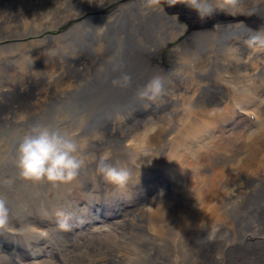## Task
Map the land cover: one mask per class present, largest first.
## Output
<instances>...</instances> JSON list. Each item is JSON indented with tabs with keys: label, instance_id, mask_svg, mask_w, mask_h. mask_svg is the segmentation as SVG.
<instances>
[{
	"label": "bare ground",
	"instance_id": "1",
	"mask_svg": "<svg viewBox=\"0 0 264 264\" xmlns=\"http://www.w3.org/2000/svg\"><path fill=\"white\" fill-rule=\"evenodd\" d=\"M112 1L0 0V197L10 210L5 229L11 225L25 231L27 227L21 239L30 253L18 254L11 226L8 233L14 235L9 238H3L0 229V264H158L160 259L163 264H264V0H242L238 6L243 15L255 17V26L241 22L246 20L243 16L236 24L210 18L198 26L180 16L196 34L179 46H172V41L183 36L184 25L147 5L136 14L133 9L123 11L120 5L105 21L85 19L62 37L44 36L67 18H81L93 9V3L103 7ZM133 20L139 40L129 33ZM232 36L241 39L240 43L235 44ZM246 36L255 38L254 45L262 42L260 48L244 45ZM63 38L67 40L55 42ZM66 42L70 43L61 47ZM39 44L48 47L35 54L26 51ZM165 48L172 58L170 66L152 64V57ZM16 51L21 60H8ZM213 51L218 63L209 58ZM117 64L121 70L113 71ZM226 65L243 72L242 87L250 91L238 90L242 93L238 95L234 90L233 97L222 94L215 78L227 74ZM221 66H225L223 73L212 72ZM122 73L131 76L127 88L112 84ZM152 75L164 78L169 99L138 97L142 81ZM192 76L196 81L188 86L186 80ZM60 96L67 98L71 111L68 106L66 114L76 115L74 122L56 120L54 104ZM253 112L255 122L249 118ZM212 116L223 122L221 135L211 133L215 120L207 123L206 118ZM226 122L239 131L228 130ZM36 123L59 126L77 139H88L85 154H81L85 167L76 180L57 185L46 182L47 188L39 189L41 183L15 176L25 188L13 185L14 177L8 176L18 172L3 166L12 163L13 146ZM242 124L254 127L243 129ZM120 137L133 139L132 145L136 140L144 144V151L135 152L130 144L123 145L125 151L117 149ZM99 139L107 146L104 153L92 148L99 145ZM105 153L110 163L129 170L131 182L118 187L98 174L97 162ZM147 163L166 169L170 186L165 183L142 193L139 182L149 173L141 168ZM88 181L97 185H88ZM118 193L131 197L136 205L123 219L114 215L101 220L90 215L89 205L82 206L83 199L92 205L96 198L101 204H113ZM137 194L142 196L136 200ZM63 209L79 211L72 210V214ZM58 216L70 218V226L60 228L57 221L62 218ZM71 224L76 226L73 230ZM112 225L130 231L136 242L113 230L94 235ZM37 237L40 242L65 244L68 251L56 252L57 260L36 262L35 249L47 248ZM146 242L151 245L145 247Z\"/></svg>",
	"mask_w": 264,
	"mask_h": 264
},
{
	"label": "rangeland",
	"instance_id": "2",
	"mask_svg": "<svg viewBox=\"0 0 264 264\" xmlns=\"http://www.w3.org/2000/svg\"><path fill=\"white\" fill-rule=\"evenodd\" d=\"M121 1H125V2H121ZM168 2V0H159V3L158 4H152V3H150L149 2V0H147V1H144V0H114V1H112L111 3H109V4H107V5H105V6H103V7H97V4L95 3H93V5H92V7H93V9L92 10H88V11H85L84 13H83V15L81 16V18H67L66 20H65V22L62 24H60V26L59 27H56V28H49L45 33H44V36H46V35H53V36H56L55 38H59V37H62L67 31H68V29L69 28H71V27H73V26H75V25H78L80 22H84V20L85 19H89L91 22H97V21H101V20H103V21H105L108 17H110L112 14H113V12H114V10L116 9H118V7L120 6V5H122L121 7L122 8H124L123 9V11H128V12H130L129 10L130 9H133V12L136 14V12L139 10V9H141L142 7L144 8V5H147L146 7H149V6H152L154 9H157V8H159L160 9V11L162 12V14L163 15H165V16H167V17H173V18H175L176 20L175 21H177L180 25H184V27H185V34L183 33L182 35V37H179L177 40H174V41H172V46H179V45H182V43L184 44L185 42H186V40H188L190 37H193V35L194 34H196L193 30L191 31L190 30V27H189V25L188 24H186L184 21H181L180 20V16H182L185 20H189L190 21V24H192L193 26H198V25H203V24H205V23H207L208 21H209V19H206V20H200V19H198L197 17H196V15H195V13L194 12H192V11H190L184 4H182V3H176L175 5H170L169 4V2H168V4H166ZM163 3H165V4H163ZM128 5H131V6H133V7H125V6H128ZM182 6H184V7H182ZM237 8H238V10H237ZM235 9V10H234ZM241 8H239V7H236V8H233V9H231V11H232V13L233 14H228L227 12H219V13H217V14H215V15H213L211 18H212V20L215 22H222V23H224V24H226L227 23V25H230V24H236L238 21H239V19L240 18H242V16L246 19L245 21H241V22H245V23H247L248 25H250L251 24V26H255L256 25V19H255V17L253 16V15H243V11L244 10H240ZM174 12V11H176L175 13H171V12ZM238 11V12H237ZM235 12H237V13H235ZM235 13V14H234ZM237 14V15H236ZM160 22H162V21H159L158 22V24L160 23ZM133 23H134V20H133ZM163 23V22H162ZM134 25H135V23L134 24H131V25H129L130 26V30H129V33L135 38V40H139V36H138V34H137V32L135 31V27H134ZM197 31V30H196ZM255 36H253V38H254ZM28 38H32V37H28ZM247 38V39H246ZM249 38V36H246L244 39H243V41H242V43L244 44V45H250L251 46V48H260V44L262 43V42H264V41H262V42H260L258 45H254V39H252V40H249L248 39ZM231 40H233L234 41V43L235 44H238V43H240V41H241V39H235L233 36L230 38ZM65 40H67V38H63V39H56L55 40V42H60L61 43V41H65ZM98 40H99V37H98ZM246 40H248V42L246 41ZM54 42V41H53ZM67 43H70V42H66V43H64V44H62V46L61 47H63V45H65V44H67ZM74 44H76V41H74ZM51 45V44H50ZM49 45V46H50ZM256 46H258V47H256ZM45 47H48V46H46L45 44H43V45H35V46H32V47H30L28 50H26L27 52L29 51V52H31V53H33V54H35L37 51H40V49H43V48H45ZM263 49H264V47H262ZM31 50V51H30ZM168 50V51H167ZM83 52V51H82ZM164 54V57H165V59H163L162 58V56L160 55V54ZM212 56H209V58H211L210 60H211V62L212 61H214L215 63H218L219 61H218V58H217V54L213 51L212 52V54H211ZM20 56V57H19ZM8 58V60H15V59H17V60H15V61H20L21 60V54H20V52H18V51H16V52H13V53H11V54H9L8 56H7ZM172 57H173V55H172ZM216 58V59H215ZM215 59V60H214ZM172 60V58H171V55H170V52H169V48H165V49H161L160 50V53H159V55H154L153 57H152V64L155 62L156 64H160V65H164L163 67H169L170 66V64H171V61ZM217 60V61H216ZM169 61H171V62H169ZM27 62V61H26ZM229 64V63H228ZM230 66H232V65H228V67H227V65H226V67H227V70L226 69H224L225 70V73H227L226 75L225 74H218L217 75V77L215 78L216 80H217V82H216V80H215V83H216V85L215 86H217V88L219 89V90H221V91H223L222 92V94H224V96L226 97V94H227V96H231V97H233V94L235 93V92H233L234 90L237 92V94L239 95V93H241V92H239V91H246V90H248V91H250V89L248 88L247 89V87H242V83L241 82H243V72H242V74L241 73H239L238 71H236L235 69H231V67ZM222 67V66H221ZM229 67H230V69H229ZM223 68H225V66L224 67H222V68H215L216 70H214V71H212L213 73L215 72V71H217V69H218V71H222V73H223ZM231 71V72H230ZM234 72V73H233ZM240 75H239V74ZM232 74V75H231ZM235 74V75H234ZM238 74V75H237ZM222 75H223V77H222ZM242 75V76H241ZM154 75H152V76H150V78H152ZM227 76L228 78H227V80L229 81L230 80V82H228V81H226V79H225V77ZM233 76V77H232ZM221 77V78H220ZM239 77V78H238ZM218 78V79H217ZM220 78V79H219ZM237 78V79H236ZM240 78H242V79H240ZM191 78H188L187 80H189V81H187L186 80V83H187V85L188 86H190V84H192V83H194L196 80H195V78H194V76H192V79L190 80ZM212 79H214V77L212 78ZM223 79V80H222ZM232 79H233V82H232ZM150 80V79H149ZM234 80H236V81H234ZM147 81L148 80H144V81H142L143 83L141 84V86L143 87V85L145 84V83H147ZM191 81V82H190ZM220 81V82H219ZM239 81V82H238ZM190 82V83H189ZM222 83V84H221ZM217 84H219V85H217ZM230 84H231V86H230ZM235 84H237V85H235ZM239 84V85H238ZM233 85H235V86H233ZM228 86V87H227ZM229 87H232V89L231 88H229ZM221 88V89H220ZM229 88V89H228ZM254 88V87H253ZM231 89V90H230ZM245 89V90H244ZM225 90V91H224ZM239 90V91H238ZM226 92V93H225ZM239 92V93H238ZM242 94V93H241ZM163 96H164V98H167V99H169V94L168 93H164L163 94ZM58 97H56V101H55V108H54V116H55V118H56V120L57 121H60V122H74L75 120L73 119V117H75L76 115H70V114H66V109H67V107L69 106V110L71 111V109H70V104L67 102V98L65 97V96H60V98L58 99ZM231 107V108H230ZM229 107V110L231 111V109L233 108L232 107V105ZM53 112V111H52ZM140 112H141V114L142 115H144L145 113H144V111L143 110H141L140 109ZM121 114H123V113H121ZM253 114V116H254V112L252 113ZM255 117V116H254ZM250 118V117H249ZM206 120H207V123H209V122H211L212 120H215V117H211L209 120H208V118H206ZM250 120H253L252 118H250ZM222 121L220 120V119H216L215 121H214V123L213 124H210L211 125V127H212V130H211V133H213L214 135H221V133H222V129L224 128V127H222L223 126V122L221 123ZM255 122V121H254ZM228 122H226L225 124L226 125H228V126H226L225 124V126H226V128L228 129V130H230L231 128V130H235L236 128L238 129V127L234 124V125H229V124H227ZM214 125V126H213ZM243 125V124H242ZM253 125V124H252ZM247 126L246 127V124L245 125H243V129H245L244 127H246V128H248V129H250V128H252V127H254V125L253 126ZM221 128V129H220ZM221 130V131H220ZM238 131H239V129H238ZM101 139H103V138H101ZM101 139H99L98 140V142H96V143H99V145L98 146H96V147H94V146H92V148H94L93 150H97L99 153H104L105 151H107V146H105L103 143H100L101 142ZM104 139H106V138H104ZM79 141H80V143H81V145H82V153L81 154H85V145L88 143V139L87 138H82V139H78ZM120 141H121V143H120ZM130 142V143H129ZM134 143V140L132 139H128V137L127 138H123V137H120L119 138V142H117V144H121V145H119V147L117 148V149H120V150H122V151H125L124 150V148H123V145H124V147L126 146V145H128V144H130L131 146H132V150H135V152H138L139 151V149H143V151H144V144H141L140 142H138L137 140L135 141V144L136 143H138V144H134V145H132L131 143ZM16 144H17V142H16ZM16 144L13 146V147H16ZM142 145H143V147H142ZM140 147V148H139ZM116 149V150H117ZM138 149V150H137ZM142 150L140 151V152H143ZM139 153V152H138ZM201 157V156H200ZM11 159H12V157H11ZM191 162H194V160L193 161H191ZM10 164V163H9ZM6 165V167H4L3 166V169H7V170H9V171H11V170H16V168L14 167V165H12L13 163H11L10 165ZM13 166V167H12ZM152 167V168H150V167ZM9 167V168H8ZM156 167V168H155ZM145 168V169H144ZM144 168H141V170L143 169L144 170V172H146V170H147V172L149 173L148 174V176L146 177V178H144V179H142L139 183H137V184H139V185H141L138 189H140L141 191H142V193L144 192V193H147L150 189H153L155 186H159V183L160 182H164V183H166V185L167 186H170V184H171V175H170V173L166 170V169H164V168H162L161 166L159 167V165H157V164H154V163H147V165H146V167L144 166ZM148 168L150 169V170H148ZM160 168V169H159ZM11 169V170H10ZM161 169H163L162 171L164 172V173H162L161 172ZM142 170V171H143ZM160 171V173H158V174H156V176H152V175H150V173H155V172H157V171ZM17 171V170H16ZM155 171V172H154ZM166 172V173H165ZM162 173V174H161ZM169 173V174H168ZM169 175V176H168ZM3 176V175H2ZM15 176H19V174L18 175H14V173L12 172L11 174H10V176H8V177H14V183H13V185L15 186V185H18V186H21V187H23V188H25L24 186H22V185H20L19 184V180L17 179V178H15ZM161 176V177H160ZM165 176V177H164ZM0 177H1V175H0ZM162 178V179H161ZM169 178V179H168ZM178 178V177H177ZM178 179H181V178H178ZM8 180H9V178H8ZM17 180V181H16ZM76 180V179H75ZM174 181V180H173ZM129 182H131V181H129ZM88 185H90L91 184V186L93 185V186H96L97 185V183H91V181H88ZM44 184H46V182H41V184H40V188L39 189H45V188H47V186H45ZM47 184H50V183H47ZM145 184V185H144ZM142 186H144V189H143V187ZM42 187V188H41ZM146 187V188H145ZM148 187V188H147ZM149 189V190H148ZM97 191H96V194H98L97 192H98V188L96 189ZM73 193V195H74V191L72 192ZM78 194H77V197L78 196H80V194H81V192H77ZM81 195H83V194H81ZM118 195V198H116V202L115 203H113V204H108V203H100L99 202V199H95V201L93 202V204L91 205V203H89L87 200H84L83 199V203H82V206L83 207H85V205L86 206H88L89 205V208H87V210H88V212L90 213V215L91 216H93V217H96V218H99V219H101V220H103L104 218H106V219H110L111 218V216H114L115 215V217L114 218H117V220H119V218L121 219H123V217H124V215L125 214H127V213H129L130 211H129V209H134L135 208V204L134 203H132L131 202V197H129L128 198V196L127 195H124V194H122V193H118L117 194ZM127 196V197H126ZM141 196H142V194H137L136 196H134V198L137 200V199H139V198H141ZM82 196H80V198H81ZM79 198V199H80ZM130 199V200H129ZM69 200H71V198L69 199ZM98 201V202H97ZM126 201V202H125ZM86 203V204H85ZM95 203V204H94ZM91 205V206H90ZM98 206V207H97ZM123 207V208H122ZM127 207H129V208H127ZM126 209V210H125ZM64 211H70V213H74V212H78L79 210H75V209H63ZM72 210H74V212L72 211ZM87 210H85V211H87ZM125 210V211H124ZM131 210V211H132ZM85 212H83L82 214H84ZM72 214H70V215H72ZM75 214V213H74ZM118 216V217H117ZM58 217H60V218H62V219H60V220H58L57 222H59V223H61V222H64V221H66L67 222V224L70 226V224L68 223V220L70 219V218H65V217H67V216H58ZM78 219H77V215L75 216V218H74V221L76 222ZM153 222H151V223H149L150 224V229H153V224H152ZM80 224H81V222L79 221L78 222V227L80 226ZM8 225V224H7ZM57 225V224H56ZM58 225H60V224H58ZM10 226L11 225H9V228H10ZM113 226V225H112ZM110 226V227H108V228H101V229H99V230H96L95 232H94V235H97V233L99 234H107V232H110L111 233V231H112V233H115V235H119V233L121 232H124L125 234H127V235H129L130 236V239H131V241H133V242H136V240H137V238L135 237V236H133V235H131L130 234V231H124V230H119V229H116L118 226ZM8 227V226H7ZM16 226H11V228H13L12 230L14 231V234H15V241H17V243H16V250H18V254H20V255H22V257H24L26 254H30L29 253V251H28V253H27V247H26V243L23 241V239H21V237L23 236V235H27V232H28V230H27V227L24 229L25 231H23V228H18V230L15 228ZM76 226L74 225V224H71V229L73 230L74 228H75ZM114 227H116V228H114ZM5 229V228H2V230H1V232L3 233V231H4V233L2 234L3 235V238H7L8 236L10 237V235L12 234V235H14L13 233H8L9 231H10V229ZM61 228V227H60ZM21 229H22V231H21ZM64 229V228H63ZM17 230V231H16ZM27 230V231H26ZM72 230H70V231H72ZM106 230V231H105ZM109 230V231H108ZM6 231V232H5ZM104 231V233H102ZM118 231V232H117ZM135 233V232H134ZM29 234H30V232H29ZM11 235V236H12ZM21 235V236H20ZM6 236V237H5ZM20 236V237H19ZM8 237V238H9ZM18 237V238H17ZM37 239H38V243L40 242L39 241V238L37 237ZM24 243H25V246H23L24 245ZM38 243L36 244L37 246L36 247H38ZM40 243H44L43 241H41ZM28 244V243H27ZM44 244H46L47 245V248H49L50 246H52L53 245V247H50L49 248V250H50V253L49 252H47V248H42L41 246H39V247H41V249H35V253L37 254H35V261L36 262H39V261H43V260H45V259H47V260H50V258H51V260H57V258H56V252H59V253H66L67 251H68V248L65 246V244H63V246H58L59 244H62V243H53V242H51L50 240H48V242H46V243H44ZM51 244V245H50ZM67 245V244H66ZM148 245V246H147ZM151 244H150V242H146V244L144 243V246L146 247H149ZM12 246V245H11ZM68 246V245H67ZM56 247V248H55ZM12 248H13V246H12ZM60 248V249H59ZM64 252H63V251ZM65 250H66V252H65ZM81 250H83L82 248H81ZM38 251H39V253H38ZM85 251H87V249L86 250H84L82 253H84ZM26 252V253H25ZM54 252V253H53ZM88 252V251H87ZM47 255V256H46ZM52 256V257H50V256ZM84 257H86L87 256V254L86 253H84ZM33 256L32 255H29L27 258H28V260H32L33 258H32ZM12 259H15V257H13ZM11 259V260H12ZM10 260V261H11ZM163 262H162V261ZM16 261V260H15ZM165 261H164V259H160L159 261H158V264H163Z\"/></svg>",
	"mask_w": 264,
	"mask_h": 264
},
{
	"label": "clouds",
	"instance_id": "3",
	"mask_svg": "<svg viewBox=\"0 0 264 264\" xmlns=\"http://www.w3.org/2000/svg\"><path fill=\"white\" fill-rule=\"evenodd\" d=\"M158 4L159 0H149ZM170 5L184 4L194 12L200 20H206L219 12L233 14L231 9L238 7L242 0H168ZM121 65L113 67L120 71ZM116 87L127 88L131 85V76L122 73L119 79L113 80ZM165 91L164 78L153 76L137 90L141 99L153 101L161 97ZM82 145L76 135L59 126L36 123L33 124L18 140L12 163L19 176L31 183L47 182L53 185L70 183L75 180L85 167L82 158ZM110 155L105 153L97 162L98 174L108 183L123 187L130 179L126 167H117L109 162ZM10 219L7 201L0 197V229L5 228ZM61 228H67L66 221L60 223Z\"/></svg>",
	"mask_w": 264,
	"mask_h": 264
},
{
	"label": "water",
	"instance_id": "4",
	"mask_svg": "<svg viewBox=\"0 0 264 264\" xmlns=\"http://www.w3.org/2000/svg\"><path fill=\"white\" fill-rule=\"evenodd\" d=\"M164 4H165V3H164ZM166 4H168V2H167Z\"/></svg>",
	"mask_w": 264,
	"mask_h": 264
}]
</instances>
